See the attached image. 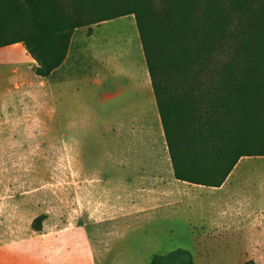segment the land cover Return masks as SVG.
I'll list each match as a JSON object with an SVG mask.
<instances>
[{
    "label": "rangeland",
    "instance_id": "rangeland-1",
    "mask_svg": "<svg viewBox=\"0 0 264 264\" xmlns=\"http://www.w3.org/2000/svg\"><path fill=\"white\" fill-rule=\"evenodd\" d=\"M67 1L65 10L72 12ZM152 4L159 14L163 12L165 0H152ZM98 31V49L105 57L115 55L136 79L127 95L113 102L103 101L91 79L75 88L82 92L80 97L69 90L73 119L79 111L93 114L100 130L97 141L77 135L66 146L65 121H48L49 102L42 79H38V93L32 94L31 80L25 77L23 102L16 106L14 99H6L0 106L6 113L0 119V242L30 239V227L41 215L47 216L43 228L48 236H69L54 233L55 228L85 223L81 206L86 188L97 189V201L106 216L89 220L109 225L112 216L105 202L110 189L117 187L113 184L117 170L111 163V123L106 121L128 106L139 108L144 95L139 92L138 66L146 60L134 16L110 21ZM87 40L78 34L75 42L95 47ZM232 53L228 43L218 49L209 66L211 78ZM94 70L91 64L83 74L90 77ZM61 101L66 103V96ZM164 141L160 137L155 144L161 155ZM240 162L224 189L187 185L183 207L153 212L147 218L114 217V224L131 222L136 227L126 233L104 232L105 256L100 264H152L155 256L177 250L188 251L194 264H264V157H245ZM81 164L89 167L81 168ZM222 216L229 218L225 221Z\"/></svg>",
    "mask_w": 264,
    "mask_h": 264
},
{
    "label": "trees",
    "instance_id": "trees-1",
    "mask_svg": "<svg viewBox=\"0 0 264 264\" xmlns=\"http://www.w3.org/2000/svg\"><path fill=\"white\" fill-rule=\"evenodd\" d=\"M0 0V49L22 43L50 77L75 31L134 16L177 180L221 188L245 157H264V0ZM230 60L209 76L218 49ZM46 215L34 231L43 230ZM152 264H194L186 250Z\"/></svg>",
    "mask_w": 264,
    "mask_h": 264
},
{
    "label": "crops",
    "instance_id": "crops-1",
    "mask_svg": "<svg viewBox=\"0 0 264 264\" xmlns=\"http://www.w3.org/2000/svg\"><path fill=\"white\" fill-rule=\"evenodd\" d=\"M108 22L110 21L93 25V34L89 35L87 34L89 27L77 29L65 63L48 78L36 75L34 68L37 62L24 44L19 43L1 48L0 106L6 99H14L13 103L16 106L23 102L25 77L31 80L32 94L38 93L40 87L38 79H42L49 102L48 121H65L66 146L68 143L71 146L77 135L90 137L93 141H97L100 137V130L93 114L79 111L74 115L76 119H73V104L72 107L68 104L69 90L76 97H80L82 92L75 88L78 84L83 85L86 79H91L96 92L99 91L102 94L103 101L113 102L125 97L129 91V84L133 85L136 79L135 74L133 75L123 67L115 55L105 57L101 47L98 49L96 45L100 39L98 28ZM78 34L80 37L87 38L89 44H94L95 47L81 43L76 45L75 40ZM133 41L135 42L134 37ZM141 49L144 51L143 45ZM91 64L95 70L93 75L87 77L83 71L87 70ZM138 69L139 92L144 95V98L139 100L140 103L138 102L139 108L135 110V106H128L117 116L106 121L111 123L108 131L112 142L111 163L113 169L117 170L113 181L117 187L110 189L111 196L105 202V207L112 216L108 218L110 219L109 225L89 220V217L99 220L105 215L97 201V189L91 191V188H86L82 199L84 204L81 206V217L86 218L85 223L64 226L63 230H60V227L55 228L54 233L70 234L64 237H51L47 235L48 231L44 228L37 232L31 226L33 234L30 239L0 242V264H100L101 258L105 256L104 232L126 233L136 227L131 222L121 225L114 224V217L147 218L153 212L165 209L176 210L183 207L188 197L185 198L182 192L189 183L179 181L174 176L147 62L139 65ZM64 96H66V103L69 107L67 109L66 103L61 101L63 104L61 110V103L58 101ZM4 114L6 113L0 110V119H4ZM160 137L165 139L162 155L155 145L156 142H160ZM238 166L227 182L217 189L221 190L227 186ZM80 167L88 168L89 166L81 164ZM222 218L226 221L229 217L222 216ZM106 226L109 228L105 229Z\"/></svg>",
    "mask_w": 264,
    "mask_h": 264
}]
</instances>
